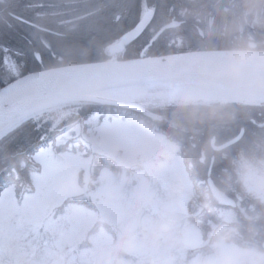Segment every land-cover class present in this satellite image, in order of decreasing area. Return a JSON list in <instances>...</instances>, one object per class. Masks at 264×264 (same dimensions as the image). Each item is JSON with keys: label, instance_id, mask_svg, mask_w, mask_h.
<instances>
[{"label": "rangeland", "instance_id": "obj_1", "mask_svg": "<svg viewBox=\"0 0 264 264\" xmlns=\"http://www.w3.org/2000/svg\"><path fill=\"white\" fill-rule=\"evenodd\" d=\"M129 2L127 10L131 13L138 3L129 9ZM139 3L141 7L144 4L142 0ZM137 16L138 12L124 28ZM119 33L112 30L100 35L101 46ZM86 45L92 48L96 42ZM69 48L57 50L60 57L55 62L62 65L89 60L84 58L90 56L86 48ZM127 56L121 54L120 60ZM151 86L158 91L156 98L192 97L188 86ZM132 89L99 94L139 104L152 98ZM93 107H63L36 117L38 125L51 122L50 130L71 125L75 117L79 121L48 147L28 156V161L39 169L28 176L30 193L18 199L16 186L11 185L0 194L4 202L0 207V264H264V253L256 248L246 250L227 239L215 246V233L235 231L232 217L224 210L216 208L224 226L208 222L210 232L206 239L202 238L193 221L211 203L201 202L195 194L177 146L148 124L124 118L123 112L114 108L88 116L81 111ZM162 107L154 109L169 117L170 122L157 120L152 109L143 114L172 133L170 110ZM97 158L108 160L111 167L101 166ZM94 171H98L96 181L91 177ZM76 199L84 200L75 202ZM154 226L166 239L149 245L144 242L143 233ZM128 231L137 235L136 244L121 239Z\"/></svg>", "mask_w": 264, "mask_h": 264}, {"label": "flooded vegetation", "instance_id": "obj_2", "mask_svg": "<svg viewBox=\"0 0 264 264\" xmlns=\"http://www.w3.org/2000/svg\"><path fill=\"white\" fill-rule=\"evenodd\" d=\"M112 1L121 2L122 13L118 22L123 27L127 26L129 19H132V14L127 10L128 0H45L56 6L54 11L64 15L55 19H34V32L38 31L43 39L48 38L55 51L69 47L74 51V47L80 45L82 26L96 23V13H100L107 21ZM156 1L160 4L161 0ZM167 1L171 8L157 10L156 15L153 11L155 17L152 16V23L158 27L157 30L173 20L180 23L166 37L168 44L190 46L199 42L198 37H205L199 31L204 33L207 30L209 42L219 39L230 43L236 50L264 51V0ZM28 2L0 0V28L15 26L13 20H18V17L31 16L24 7ZM145 8L141 13L138 10L135 23L147 12ZM132 12L136 13L137 10ZM55 20L73 21L59 28L60 33L66 35L57 37L48 34L47 29L56 28ZM69 28L75 31L68 32ZM59 57L47 59L44 68L54 64ZM192 99L198 101L193 102ZM204 100L208 99L176 95L158 100L156 108L163 106L170 110L172 124L180 129L177 132L186 158L192 163V168L205 177L203 182L207 188L210 176L216 188L234 202L233 206L219 205L221 210L232 217L230 221L233 227L236 228L241 220L259 225L253 238L264 239V97L231 98L220 95L209 98L211 102ZM149 110L145 105L135 108L139 113ZM152 112L157 120L170 122L169 117L162 116V112L155 109ZM232 140L235 142L227 145Z\"/></svg>", "mask_w": 264, "mask_h": 264}, {"label": "water", "instance_id": "obj_3", "mask_svg": "<svg viewBox=\"0 0 264 264\" xmlns=\"http://www.w3.org/2000/svg\"><path fill=\"white\" fill-rule=\"evenodd\" d=\"M153 16L147 11L138 23L129 32L125 33L117 43L109 48L112 59L105 62H93L52 68L45 71L42 79L33 81L25 90L22 98L30 104H42V108L35 111L59 106L91 102L101 106L133 109L134 105L95 95L102 91L167 83L179 75H228L231 73H247L264 71V52L251 50H203L157 57H144L145 52L153 42L165 31L179 26L171 21L158 30L154 37L140 50L138 58L117 61L114 56L123 52L126 45L138 38L147 27ZM44 80L50 81L47 88L42 86ZM193 102L198 99H192ZM211 102L204 100L203 102ZM235 141V140H234ZM234 141H231L233 143ZM210 192L216 202L224 205H233L208 180ZM264 249V242L262 243Z\"/></svg>", "mask_w": 264, "mask_h": 264}, {"label": "trees", "instance_id": "obj_4", "mask_svg": "<svg viewBox=\"0 0 264 264\" xmlns=\"http://www.w3.org/2000/svg\"><path fill=\"white\" fill-rule=\"evenodd\" d=\"M135 1L130 0L129 2V9L133 6V3ZM111 13L109 16H107V21L104 20L103 16H100V13H96V20L92 26L90 24H85L82 26L81 30V44L79 45L82 50H85V48L90 52V56H85L84 58H89L88 61L85 59H82V61L79 62H70V63H64L62 65L66 64H79V63H89V62H98V61H106L109 59V54L107 53L106 48L101 46L102 40L100 38V35H106L107 33H110L112 30L120 32L118 36L113 37L111 40L104 41L105 44H111L113 41H116L122 34L126 32V30H129L132 26V24L128 28H124L121 26L120 22H118V26L116 25V22L112 21L114 20L115 13L119 14V20L121 19V9L122 5L121 2H111ZM159 8H167L169 7L167 1L161 0ZM157 6V7H158ZM100 7H97L99 9ZM119 11V12H118ZM131 17V16H130ZM110 20V21H108ZM118 21V20H117ZM131 22V21H130ZM15 25H17V21H13ZM111 25V27L108 26ZM157 26L154 25V23H151L150 26L145 29V32L137 39L134 40L131 44L127 46V52L128 58H136L138 57V54L142 48H144V45L147 43V39H149L154 32L157 30ZM91 31V32H90ZM168 36V32L164 33L153 45L149 50L146 52V56H160L165 54H171V53H178V52H184V51H194V50H203L205 48L209 49H224V48H233L234 46H230V43L225 42L224 40H215V41H207L208 38L205 36V38L201 39L198 36V43H193L190 46H183V45H174V44H168L166 41V37ZM100 37V38H99ZM96 42V45L92 48H88L86 45V42L92 41ZM78 46V47H79ZM86 46V47H85ZM133 92H138L145 90L146 91H154L152 87H136L132 89ZM154 99L157 100L156 97ZM151 100V98H149ZM85 115H88L91 113L90 110H87L84 112V110H81ZM144 123L148 124L149 126L156 125L155 121L150 120L149 118H144ZM40 128L39 130H35L32 128V135L30 137V143L26 147H22L18 152L13 151L10 147H8V142L5 141L3 144H0V180L7 181V187L10 185L16 186V193L21 196L23 193L27 191V189L31 188V185L28 176L29 174L33 172H38V166L30 163L28 161V156L34 155L37 151H35L34 154L29 155L28 148H36V146L39 144V141L36 140L37 136H40L44 143L43 146L47 145L50 141H53L56 136H59L62 132V129H54L50 130L51 122H46L45 124L38 125L34 122V127ZM29 127H32L31 125ZM174 130V129H173ZM177 132V129L175 130ZM175 132V137L179 138V132ZM16 135H20V133H16ZM42 146V147H43ZM41 147V148H42ZM40 149V148H39ZM189 159H186L184 162L188 165ZM101 166H109L111 167L110 163L105 160H96ZM199 164V163H198ZM98 175V171H94L91 177L96 181V176ZM189 175L191 177L192 182L196 186L197 195L200 201H203V198L206 197V195L209 196V199H211L208 190L206 189V185L202 184L201 181L205 179L204 176L200 175L198 171H195L193 169L189 168ZM207 200V199H206ZM212 200V199H211ZM82 202L83 200H75V202ZM201 214L197 216L193 223L196 225V227L200 230L202 234V238L206 239L207 232H210V226L208 225V222L212 221L218 224V220L215 217V214L211 212V209H205L204 211L200 212ZM259 225H250L246 224V222H240L237 225L238 232L240 234V237L242 240H251L250 237L253 235L254 231L258 229ZM259 245V243L257 244Z\"/></svg>", "mask_w": 264, "mask_h": 264}, {"label": "snow or ice", "instance_id": "obj_5", "mask_svg": "<svg viewBox=\"0 0 264 264\" xmlns=\"http://www.w3.org/2000/svg\"><path fill=\"white\" fill-rule=\"evenodd\" d=\"M24 7L31 16H21L17 25L0 28V144L7 141L8 147L16 152L30 143L34 122H38L29 101L22 97L33 81L44 77L46 60L57 56L51 42L35 36L34 19H55L64 15L54 11L56 6L45 0H29ZM72 23V20H55L56 28L47 29L48 34L62 37L67 33H60L59 28ZM74 31V28L68 29V32ZM50 83L44 80L42 86L47 88ZM36 140L39 144L36 148H28L29 155L43 146L40 136ZM6 187L4 178L0 180V192ZM3 203L0 199V207Z\"/></svg>", "mask_w": 264, "mask_h": 264}, {"label": "bare ground", "instance_id": "obj_6", "mask_svg": "<svg viewBox=\"0 0 264 264\" xmlns=\"http://www.w3.org/2000/svg\"><path fill=\"white\" fill-rule=\"evenodd\" d=\"M167 83L179 88L188 86L191 95L207 99L212 95L205 91L218 92L228 97L264 96V71L236 72L218 77L217 75H179L173 80H168ZM30 105L34 111L42 108V104Z\"/></svg>", "mask_w": 264, "mask_h": 264}, {"label": "clouds", "instance_id": "obj_7", "mask_svg": "<svg viewBox=\"0 0 264 264\" xmlns=\"http://www.w3.org/2000/svg\"><path fill=\"white\" fill-rule=\"evenodd\" d=\"M157 158L160 159L161 157L157 154ZM215 246H221L223 244L224 239H227V235L223 232L215 233ZM122 240H126L130 245H134L137 242V235L134 232H125L122 234ZM144 242L149 245H156L163 242L166 237L165 235L159 230L158 227H153L150 230H146L143 233Z\"/></svg>", "mask_w": 264, "mask_h": 264}]
</instances>
